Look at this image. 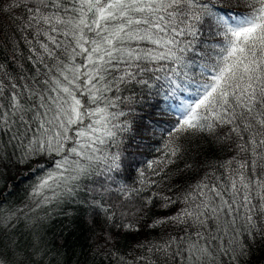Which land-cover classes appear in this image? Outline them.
<instances>
[{
    "label": "trees",
    "instance_id": "1",
    "mask_svg": "<svg viewBox=\"0 0 264 264\" xmlns=\"http://www.w3.org/2000/svg\"><path fill=\"white\" fill-rule=\"evenodd\" d=\"M0 264H264V0H0Z\"/></svg>",
    "mask_w": 264,
    "mask_h": 264
}]
</instances>
